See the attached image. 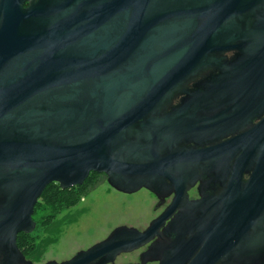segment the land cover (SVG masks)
Instances as JSON below:
<instances>
[{
	"label": "water",
	"instance_id": "1",
	"mask_svg": "<svg viewBox=\"0 0 264 264\" xmlns=\"http://www.w3.org/2000/svg\"><path fill=\"white\" fill-rule=\"evenodd\" d=\"M263 4L0 0V252L10 253L5 264H17V235L34 231V208L47 187L82 186L92 173L105 175L125 194L177 182L170 211L180 213L166 229L169 242L150 249L160 264H264V218L258 217L264 195L242 207L223 200L218 217L200 232L204 220H193L179 197L185 184L177 174L181 153L173 148L182 137L174 116L160 114L183 80L232 49L244 55L224 68L221 81L233 83L238 73L264 90ZM165 219L143 233L117 228L63 264L114 261L152 241Z\"/></svg>",
	"mask_w": 264,
	"mask_h": 264
},
{
	"label": "flooded vegetation",
	"instance_id": "2",
	"mask_svg": "<svg viewBox=\"0 0 264 264\" xmlns=\"http://www.w3.org/2000/svg\"><path fill=\"white\" fill-rule=\"evenodd\" d=\"M263 8L264 4L260 10ZM253 23L254 19H251L250 26ZM243 55L239 49L216 54L215 63L183 80L160 111L163 116L170 113L174 116L173 127L176 134L182 137L173 148L181 153L177 174L185 184L184 192L179 197L185 200L184 206L187 203L193 220H204L200 232L206 229L209 219L214 215L218 217L223 200H231L237 207H242L264 195V90H257L238 73H233V83L220 79L224 68L240 63ZM213 78L220 81L211 83ZM175 183L165 181L163 188L152 191L143 188L133 194L117 191L127 196L140 191L148 192L154 198L153 216L143 229L120 225L94 245L106 240L117 228H133L143 233L162 216H166V219L152 241L131 252L121 253L107 264H160L150 249L158 243L164 245L169 242L166 229L180 213L178 208L170 211L177 199L176 192L171 188ZM42 197L32 216L36 224L34 231L17 235L19 259L13 263L40 264L39 253L42 249L33 235L43 225L44 218V225L49 221L47 212L38 209ZM258 217L264 218V205L258 210ZM190 231L193 235L197 233L195 229ZM11 254L18 256L16 252ZM9 255L8 250L1 251L0 264H5ZM75 255L66 260L50 259L42 264H63Z\"/></svg>",
	"mask_w": 264,
	"mask_h": 264
},
{
	"label": "rangeland",
	"instance_id": "3",
	"mask_svg": "<svg viewBox=\"0 0 264 264\" xmlns=\"http://www.w3.org/2000/svg\"><path fill=\"white\" fill-rule=\"evenodd\" d=\"M153 201L146 191L127 196L103 183L46 225L43 219V225L33 235L42 249L39 263L69 259L105 239L120 225L145 228L153 216Z\"/></svg>",
	"mask_w": 264,
	"mask_h": 264
},
{
	"label": "trees",
	"instance_id": "4",
	"mask_svg": "<svg viewBox=\"0 0 264 264\" xmlns=\"http://www.w3.org/2000/svg\"><path fill=\"white\" fill-rule=\"evenodd\" d=\"M106 182V176L92 173L82 186L69 190H61L59 185L51 184L45 190L42 197V204H39V211H45L48 219L54 218L72 207L76 206L82 197L88 195L100 185Z\"/></svg>",
	"mask_w": 264,
	"mask_h": 264
}]
</instances>
